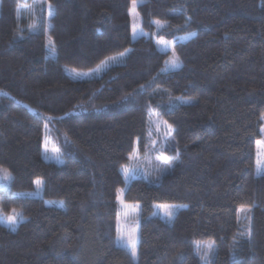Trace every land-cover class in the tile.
<instances>
[{
  "label": "trees",
  "instance_id": "obj_1",
  "mask_svg": "<svg viewBox=\"0 0 264 264\" xmlns=\"http://www.w3.org/2000/svg\"><path fill=\"white\" fill-rule=\"evenodd\" d=\"M135 1L143 30L160 21L159 38L194 34L173 45L179 69L163 71L168 53L152 38L131 40ZM33 6L0 0V168L11 178L0 210L23 217L15 230L0 222V264H206L213 242L210 264H264V174L254 173L264 0H45L31 14ZM121 54L97 78L65 73ZM150 112L173 129L159 148ZM45 132L61 164L44 160ZM135 154L159 171L123 195L141 212L133 258L118 242L117 199ZM38 179L42 195H26ZM58 200L63 208L46 205ZM156 205L183 208L167 223L152 216Z\"/></svg>",
  "mask_w": 264,
  "mask_h": 264
},
{
  "label": "rangeland",
  "instance_id": "obj_2",
  "mask_svg": "<svg viewBox=\"0 0 264 264\" xmlns=\"http://www.w3.org/2000/svg\"><path fill=\"white\" fill-rule=\"evenodd\" d=\"M45 0H34V6L30 8L28 11L31 14H34L35 7L43 4ZM140 1H135L131 4L130 9V19H131V40L135 41L140 37L144 38H152L158 49L162 52L168 53V57L166 59L163 71L169 72V71H175L179 69L180 63L178 61L177 67H172L170 64V61L174 59V52H173V45L176 40L178 41H186L190 39L194 34H187L184 36H181L179 38H176V40H167L164 38L157 37V32L159 29L163 28L164 24L160 23L157 24L154 22L155 29L153 32H147L142 29L141 22L139 18V14L137 12V6L140 4ZM135 5V8L133 7ZM48 15H51V12H48ZM48 16V17H49ZM32 26V25H31ZM46 47L50 50L51 43L50 39L46 40ZM53 51L51 50L50 55H53ZM126 54L119 55L116 57H111L106 59L104 62H102L98 67H96L93 70H76V69H70L66 68L65 73L76 80H90L97 78L101 76L109 67L119 62L121 58H123ZM176 56V55H175ZM115 58V59H113ZM263 123L260 128L261 138L256 142L255 145V169L254 173L256 176H261L264 174V116L262 118ZM148 124H149V130H150V137H151V143L154 148H159L160 143L164 142V140L168 139V137L171 136L173 129L170 125H168L164 120H162L157 113L150 112L148 117ZM44 160L49 162H54L56 164H61L63 162V158L56 148L55 145L52 144V142L46 137V132L44 133ZM159 145V146H158ZM150 153H153V151H150ZM160 162H166L164 160V157L162 156L160 158ZM168 162V160H167ZM166 162V163H167ZM152 163L148 158H145L144 160H141V158L135 154L130 161L122 168L121 172L123 174V177L125 179V185L123 188H121L118 192V199H117V205H118V235L117 238L120 236H123L125 240L133 239L136 242V250H137V240H138V224L141 218V212H140V206L139 205H133L129 203H125L123 201V195L130 183L131 180L135 178H144L147 182L152 183L155 181V176L157 175V172L159 171L158 167H152ZM155 168V169H154ZM160 175V174H159ZM7 177V178H5ZM155 178V179H154ZM10 175L9 173L0 168V190L7 189L8 184L10 182ZM39 181V183H37ZM42 186L43 182L42 180L38 179L35 181V191L32 193H28L26 195L29 196H41L42 195ZM46 205H55L56 207L63 208L64 204L62 201H53V202H46ZM173 206V207H169ZM183 206H177V205H156L154 206V210L152 213V216H157L163 219L167 223H171L173 220L174 215L182 209ZM172 212V216L169 217L167 213ZM241 212V210H240ZM13 215L17 216V223L15 225L9 224L6 222L7 217H11ZM245 218V215L243 216ZM0 222L4 223L9 229L15 230L17 225L20 222H23V217L18 209L13 210L9 214H6L0 210ZM119 244H123L122 241L118 240ZM127 249V251L131 254L130 247H124ZM132 255V254H131ZM135 258V257H133Z\"/></svg>",
  "mask_w": 264,
  "mask_h": 264
},
{
  "label": "snow or ice",
  "instance_id": "obj_3",
  "mask_svg": "<svg viewBox=\"0 0 264 264\" xmlns=\"http://www.w3.org/2000/svg\"><path fill=\"white\" fill-rule=\"evenodd\" d=\"M49 7H51V6L49 5ZM133 7L135 8V5ZM156 23L157 24H160L161 22L160 21H156ZM50 43H51V41H50ZM121 55H123V54H121ZM113 59H115V58H113ZM178 61H179V57L178 56H175V54H174V59L172 61H170L171 66L172 67H177L178 66ZM167 159H168L167 157H164V160L166 162H167ZM5 178H7V177H5ZM37 183H39V181ZM169 207H173V206H169ZM241 210L242 211H250V209H247L246 210V209H243V208ZM172 214H173L172 212L167 213V215L169 217H171ZM6 222L9 223V224L15 225L17 223V216L16 215H13L11 217H7L6 218ZM118 240H120V241L123 242L122 246H124V247H130L132 256L133 257L136 256V242H135V240H133V239L125 240V238L123 236L118 237ZM213 245H214V242L212 244H209L207 246L208 251L205 253L204 256L201 257V259H203V260L206 261V264H210V261L208 260V257L214 251Z\"/></svg>",
  "mask_w": 264,
  "mask_h": 264
}]
</instances>
